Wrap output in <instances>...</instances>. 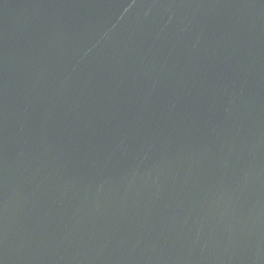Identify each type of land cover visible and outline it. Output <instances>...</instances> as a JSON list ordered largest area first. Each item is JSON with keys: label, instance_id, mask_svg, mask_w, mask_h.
<instances>
[{"label": "water", "instance_id": "obj_1", "mask_svg": "<svg viewBox=\"0 0 264 264\" xmlns=\"http://www.w3.org/2000/svg\"><path fill=\"white\" fill-rule=\"evenodd\" d=\"M0 264H264V0H0Z\"/></svg>", "mask_w": 264, "mask_h": 264}]
</instances>
